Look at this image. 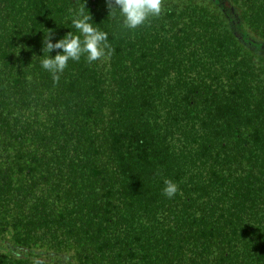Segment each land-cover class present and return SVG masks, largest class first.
Here are the masks:
<instances>
[{"label": "trees", "instance_id": "16d2710c", "mask_svg": "<svg viewBox=\"0 0 264 264\" xmlns=\"http://www.w3.org/2000/svg\"><path fill=\"white\" fill-rule=\"evenodd\" d=\"M80 9L111 52L54 83ZM109 11L0 0V264H264V0Z\"/></svg>", "mask_w": 264, "mask_h": 264}, {"label": "clouds", "instance_id": "9594fccd", "mask_svg": "<svg viewBox=\"0 0 264 264\" xmlns=\"http://www.w3.org/2000/svg\"><path fill=\"white\" fill-rule=\"evenodd\" d=\"M163 0H108V8L117 7L123 16V24L126 28L135 29L143 25L150 17H158L162 12ZM73 26L78 30L77 35L71 31L62 39L52 42V32H48L43 38L42 51L48 55L41 60V66L52 73L54 83H58L60 74L68 65V61H79L83 54L89 63L100 60L110 54L111 46L107 43L108 34L94 27L91 14H85L80 9L76 18L72 20ZM83 36V40H81ZM54 49H62L53 57L49 55ZM107 50V51H106ZM163 194L174 197L179 187L171 179H165ZM33 264H43L41 260H34Z\"/></svg>", "mask_w": 264, "mask_h": 264}]
</instances>
